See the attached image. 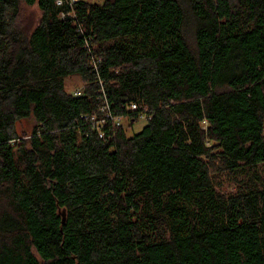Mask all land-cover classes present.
I'll use <instances>...</instances> for the list:
<instances>
[{
  "label": "trees",
  "instance_id": "16d2710c",
  "mask_svg": "<svg viewBox=\"0 0 264 264\" xmlns=\"http://www.w3.org/2000/svg\"><path fill=\"white\" fill-rule=\"evenodd\" d=\"M0 264H264V0H0Z\"/></svg>",
  "mask_w": 264,
  "mask_h": 264
},
{
  "label": "rangeland",
  "instance_id": "374dc122",
  "mask_svg": "<svg viewBox=\"0 0 264 264\" xmlns=\"http://www.w3.org/2000/svg\"><path fill=\"white\" fill-rule=\"evenodd\" d=\"M89 2L101 1V0H87ZM20 18L19 22L26 27H33L39 20L40 11L37 8V5H21L20 9ZM65 87L67 91H74V90H81L82 82L78 76H71L66 78L65 80ZM121 123L126 128V133L131 135L133 133L138 132L142 126L145 124V121L140 118L137 121L133 122L132 127L129 126V122L127 120H121ZM22 124L27 128L28 124L27 121H23ZM217 186L216 188L221 191L222 193H227L235 189L234 182L229 180L228 176L220 175L217 179Z\"/></svg>",
  "mask_w": 264,
  "mask_h": 264
},
{
  "label": "built area",
  "instance_id": "2783aa9c",
  "mask_svg": "<svg viewBox=\"0 0 264 264\" xmlns=\"http://www.w3.org/2000/svg\"><path fill=\"white\" fill-rule=\"evenodd\" d=\"M79 93H80L79 91H76V92H75L76 95H79ZM132 107L134 108L135 106L132 105ZM104 109H105V107H104ZM100 136H101V134H100Z\"/></svg>",
  "mask_w": 264,
  "mask_h": 264
}]
</instances>
